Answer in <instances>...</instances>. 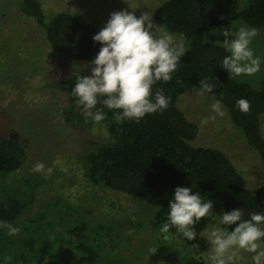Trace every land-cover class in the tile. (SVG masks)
Here are the masks:
<instances>
[{
  "label": "rangeland",
  "instance_id": "374dc122",
  "mask_svg": "<svg viewBox=\"0 0 264 264\" xmlns=\"http://www.w3.org/2000/svg\"><path fill=\"white\" fill-rule=\"evenodd\" d=\"M19 1L0 0V138L7 137L11 131L25 153L21 166L12 174L14 179L8 176L11 183L6 184L13 185L26 178L37 186L32 191L23 188L22 196L28 203L12 222L20 231L32 225V232L23 245L16 247L8 241L18 239V234L8 235L6 231L1 237L0 264H61V246H68V232L64 229L69 228L70 221L76 224L79 220L86 222V235L91 238L98 235L99 252L108 241L115 244L114 252L104 249L98 254L96 264H184L188 259L195 260L196 264H210L207 238L213 229L220 228L221 201L211 200L212 215L207 225L202 231H195V239L187 240L178 232L165 234L155 228L150 205L92 184L85 177L80 155L97 143L107 141V129L101 122H93L85 128L63 122L61 110L67 96L53 85L80 72L91 75L90 61L74 60L53 52L45 40L44 29L32 17L20 12ZM37 1L45 22L58 12H67L101 30L113 12L127 10L134 12L137 18L148 12L152 16L165 0ZM237 1L238 8L242 9L248 0ZM241 27L251 28L242 20H236L207 29L203 39L224 46L221 31L236 32ZM256 30L258 35L253 38L251 48L261 59L260 70L252 76L236 77L253 88L264 80V26ZM170 34L186 48L182 35ZM200 92L196 87H189L176 100L177 107L196 125V136L191 144L223 152L253 192L264 184V167L256 151L231 122L223 106L226 113L223 118L217 117L214 122L201 126L203 118L214 115L211 104L215 99ZM260 119L264 138V113ZM36 162H42L45 170L51 167L52 173L34 172ZM38 217L45 218L32 223ZM2 242L8 244L4 246ZM5 257L10 259L5 260ZM238 264H252L251 254L242 253Z\"/></svg>",
  "mask_w": 264,
  "mask_h": 264
},
{
  "label": "trees",
  "instance_id": "16d2710c",
  "mask_svg": "<svg viewBox=\"0 0 264 264\" xmlns=\"http://www.w3.org/2000/svg\"><path fill=\"white\" fill-rule=\"evenodd\" d=\"M18 8L44 29L45 40L53 52L90 62L99 52L101 44L92 39L100 31L96 26L67 12H58L45 22L37 0H20ZM152 18L156 26L182 35L186 42V54L181 57L172 80L158 82L152 89L153 96L162 89L163 94L170 98L169 106L162 113L146 115L138 123L130 120L120 122L116 119L118 110L104 107L106 117L101 123L106 127L109 139L81 153L85 177L92 184L136 197L153 207V225L158 230L167 222L168 205L176 187L192 188L204 202L221 201L223 213L242 209L245 220L252 213L264 214V184L250 191L243 176L223 152L193 146L191 141L196 136V125L176 105L179 94L189 87L201 90L199 81L209 77L215 88L207 94L221 101L231 122L241 130L264 167V138L260 132V115L264 113V80L259 87L253 88L248 82L232 78L221 67L223 58L228 55L225 47L203 39L207 29L236 20H242L251 28H262L264 0H248L242 9L238 8L237 0H165L153 11ZM80 75L90 76L86 72L73 74L56 82L53 87L67 96V103L61 110L63 122L85 128L94 121H85L72 95V88ZM177 80L182 83L178 84ZM242 98L251 104L247 114L236 107V102ZM24 158V150L11 131L7 137L0 138V224L6 222L17 227L12 222L17 220L28 203L23 199V191L25 188L32 191L37 186L31 178H22L13 185L6 184L11 183L7 177H12ZM44 218L38 217L32 223ZM208 221L209 216L201 218L193 226L194 231H202ZM71 222L69 228L64 229L68 232V246H61V264H96L98 254L104 249L115 251V244L108 241L99 252L100 239L97 234L92 238L86 235V222ZM219 227L231 231L235 225L219 224ZM31 229L32 225L23 228L18 239L8 242L11 246L23 245ZM98 229H101L99 225ZM6 231L0 227V243ZM168 233L177 231L173 227ZM8 242L2 244L6 246ZM184 264H196V261L188 259Z\"/></svg>",
  "mask_w": 264,
  "mask_h": 264
},
{
  "label": "clouds",
  "instance_id": "9594fccd",
  "mask_svg": "<svg viewBox=\"0 0 264 264\" xmlns=\"http://www.w3.org/2000/svg\"><path fill=\"white\" fill-rule=\"evenodd\" d=\"M156 31L159 35H154ZM220 35L225 38L224 47L228 53L221 67L232 78L252 76L260 70L261 59L251 48L253 38L258 35L255 28L241 27L236 32L224 29ZM92 39L101 47L90 62L91 75L78 76L72 88L76 108L86 122L89 119L96 123L103 121L106 117L104 107L118 110L116 119L120 122L130 120L137 123L146 115L162 113L168 108L170 98L163 94L162 89L153 96L152 89L158 82L172 80L181 57L186 54L182 41L158 29L148 12L137 18L134 12L127 10L111 13L105 26ZM209 79L205 77L199 81L200 95L213 92L215 84ZM177 83L182 82L177 80ZM236 107L244 114L251 110L250 102L243 98L236 102ZM211 111L214 115L203 118L201 126L226 115L220 100H214ZM33 171L48 175L53 169L48 167L45 170L42 162H36ZM168 208L167 222L160 232L166 234L174 227L184 238L193 240L196 237L193 226L201 218L212 215L213 203L211 200L202 201L200 194L194 193L190 187H176ZM243 215L242 209L220 215L221 225L235 227L231 231L216 228L210 232L207 238L210 264H238L242 253L251 254L252 264H264V243H261L264 239V214L252 213L247 220ZM0 227L6 228L8 235L20 232L18 227L6 222Z\"/></svg>",
  "mask_w": 264,
  "mask_h": 264
},
{
  "label": "crops",
  "instance_id": "0c3cea01",
  "mask_svg": "<svg viewBox=\"0 0 264 264\" xmlns=\"http://www.w3.org/2000/svg\"><path fill=\"white\" fill-rule=\"evenodd\" d=\"M261 120V119H260Z\"/></svg>",
  "mask_w": 264,
  "mask_h": 264
}]
</instances>
